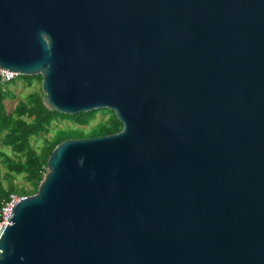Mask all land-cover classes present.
<instances>
[{"label":"water","instance_id":"95a60500","mask_svg":"<svg viewBox=\"0 0 264 264\" xmlns=\"http://www.w3.org/2000/svg\"><path fill=\"white\" fill-rule=\"evenodd\" d=\"M0 70L122 125L54 147L0 264H264V0H0Z\"/></svg>","mask_w":264,"mask_h":264},{"label":"trees","instance_id":"16d2710c","mask_svg":"<svg viewBox=\"0 0 264 264\" xmlns=\"http://www.w3.org/2000/svg\"><path fill=\"white\" fill-rule=\"evenodd\" d=\"M36 77L16 76L11 81L20 78L30 86ZM11 81L0 83V144L6 149L0 150V206L9 200L11 194L25 197L37 191L46 171L47 159L62 140L105 136L117 133L122 128L114 113L108 109L76 115L50 111L42 104L41 88L30 92L26 99H18L12 108H8L6 99L15 97L10 88ZM98 112L108 113V119L84 129ZM62 120L70 122L72 126L52 131V124ZM38 138H41L42 146L37 148L33 142ZM17 177H21L29 188L27 185H16Z\"/></svg>","mask_w":264,"mask_h":264},{"label":"rangeland","instance_id":"374dc122","mask_svg":"<svg viewBox=\"0 0 264 264\" xmlns=\"http://www.w3.org/2000/svg\"><path fill=\"white\" fill-rule=\"evenodd\" d=\"M39 77L37 75V77L34 78L33 81L31 82L30 86L26 85L24 80L22 81L20 78L17 79L16 81H11L12 84H10V88L12 89V92L14 93L15 97L6 99L5 102L8 105V108H12L16 104L18 99H22V100L26 99L27 95L30 92L39 91L41 88V80ZM108 117H109L108 113L98 112L95 118L90 122V124L87 127H84V129H88L100 121H105L106 119H108ZM52 126H53L52 127V131H53V130H57L58 128L72 126V124L68 121L62 120V121L53 123ZM50 134H52V132ZM33 144L37 148L41 147L42 146L41 138L36 139L33 142ZM0 150L6 151V149L1 144H0ZM16 185L18 186L27 185V187L29 188L28 184H26V182H24L21 177L16 178Z\"/></svg>","mask_w":264,"mask_h":264},{"label":"built area","instance_id":"2783aa9c","mask_svg":"<svg viewBox=\"0 0 264 264\" xmlns=\"http://www.w3.org/2000/svg\"><path fill=\"white\" fill-rule=\"evenodd\" d=\"M15 77L16 75L14 73L8 72L6 70H0V83L10 82ZM20 198L22 197H19L16 194H11L9 196V200L3 202L0 206V233L3 230L5 224L7 226L10 224V222H7V220L14 205L18 200H20Z\"/></svg>","mask_w":264,"mask_h":264}]
</instances>
